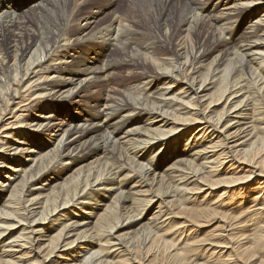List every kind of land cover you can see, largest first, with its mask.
I'll use <instances>...</instances> for the list:
<instances>
[{
  "label": "bare ground",
  "instance_id": "bare-ground-1",
  "mask_svg": "<svg viewBox=\"0 0 264 264\" xmlns=\"http://www.w3.org/2000/svg\"><path fill=\"white\" fill-rule=\"evenodd\" d=\"M148 1L82 35L96 0H0V264H206L205 211L216 264L264 254V207L219 202L254 179L264 204V0Z\"/></svg>",
  "mask_w": 264,
  "mask_h": 264
},
{
  "label": "rangeland",
  "instance_id": "rangeland-1",
  "mask_svg": "<svg viewBox=\"0 0 264 264\" xmlns=\"http://www.w3.org/2000/svg\"><path fill=\"white\" fill-rule=\"evenodd\" d=\"M144 2L147 3L146 5H148L150 3L148 0H96V4L88 7L89 9H91L90 13L93 12L96 15V18H92V19H89V20H86L84 18L80 19L79 24L81 25L82 30H83L81 32V34L85 35V33H90V32L92 33L99 26L107 25V24H110V23H113L114 25H119L120 23L128 24V21L130 20V19H128L129 18L128 15L130 14V11L132 9H134L135 11L140 12V8L142 6H144ZM203 11H205V9ZM138 15H141V14L139 13ZM151 17H153L152 14H151ZM114 18H116V20ZM140 23H141V28L142 29L148 30V28H150V27L147 26V24L145 22V19L142 18V17H141ZM123 74H124L123 78H125L126 80H129V78L126 75V73H123ZM2 79H3V77H2ZM90 90H91L90 86L89 85H85L81 89L80 94H87V93L90 92ZM83 97H85V95ZM86 99H88V97ZM86 99H84V100H86ZM71 110H72V112L74 114H76L75 113L76 109L71 108ZM190 127H191V129L190 130L187 129L186 132L182 133L183 137L179 139L178 147L180 149L184 147V144L186 142L185 140L191 136V134L194 132V130H196L197 125H192ZM207 140H209V139H207ZM174 143H176V140L174 141ZM162 153L163 152L158 154V157L161 160V167L157 170L158 174H162V173L165 174L164 170L167 167L168 162L171 161V158H169V159L162 158L161 157ZM18 157H22V156L18 155ZM229 164H230V161L229 162H225L224 165L225 166H227V165L229 166ZM254 186H255V180L254 179H252L251 181H248L247 183H241L240 185H238L236 187L237 188L236 189V193L239 192L241 194L240 197L233 196V195L231 197H229V196L225 195L222 198V201H220V199H219V202H224L225 206L227 207V208L224 207L223 209L226 210V211L228 209H230V211H233L234 213L236 212L238 214L239 212L234 210L235 207H237V203H234V205H232L231 202L233 200H235V201L239 200V198H241V197H247L246 201H243L244 204L242 205V206L246 207V210L247 209L248 210H254V209H256L258 207H261V206L264 207V204H260V203H258V201H254V202L251 201L252 203L250 202L251 197L253 195H255V194L257 195V192L254 191V189H255V188H253ZM222 191H223V188L222 189H218V190H216V192L213 191L214 194L207 195V197H205L206 193L198 194L199 201H196V206H198V205L204 206L206 204L208 205V207L210 205L212 206L213 203H211V201L217 200L218 195ZM206 192H208V191H206ZM147 195H148V193H147ZM258 195H262L261 192ZM226 199H231V200H226ZM98 200L107 201L106 199H103L101 197L98 198ZM94 201H96V200H94ZM238 202L241 203V201H238ZM93 203H95V202H93ZM95 206L96 205H94V206L90 205V206H86L82 210H79V211L75 210L76 214L73 216V219L75 218V219H78L79 221H81L83 218H86V212L88 210H90L91 212L92 211L94 212V210L98 209L97 207L95 208ZM248 206H249V208H248ZM77 207H79V206L77 205ZM91 209H94V210H91ZM155 209L156 208L154 206L152 207L151 205H149V211L145 213L146 218L150 217L152 215V213L155 211ZM222 215L216 214V213L210 212V211H205V212H203L201 214H198V215H196L194 217V220H193L194 225H192L190 222H185V223L183 222V224H181L182 226L186 227L187 233H188L189 230L193 231L192 236L194 238H196V240H198V242H199L198 243L199 245H195V247H199V248L203 247L202 251H201V249H199V250H197V252L203 253V259H208L209 258V260H205V261H207L206 264H216L215 261L217 260V257L220 254V252H222L221 254H223V256H221L222 258L220 257L222 260L226 259V257L228 256L227 254H229V253L231 254L230 248H228L229 249L228 251H225L227 248H221L220 251H219L218 247L216 249L215 248H211L213 246L210 243H208V242H212L213 240H215V241H217V240L224 241L222 239H219L215 235V234H220L221 233L220 226L223 223L221 221V217H222V219L224 218ZM242 215L244 216L243 217L244 219H247V221L250 220V219L256 218L255 216L249 215V213H248V215L247 214L245 215V212L241 213L239 216L242 217ZM177 219L182 222L181 218L177 217L176 220ZM189 227L191 229H189ZM192 227H194V229ZM185 233L186 232H184L183 235H185ZM173 235H175V234L174 233L168 234V237L170 239H172V240H177V238L173 237ZM182 238H183V236H182ZM182 238H181V240H182ZM190 238H192V237H190ZM214 247H216V246H214ZM206 248L208 249V251L204 250ZM213 249H215V253L213 255H211V252L213 251ZM249 256H250V258H253V260H250ZM194 257H195V254H194ZM188 261H189V256L188 255H186V257H184L181 260H175V259L169 257L168 255H165L160 260L159 264H185ZM260 261H264V254L263 253H261V254H253V255L252 254H250V255H246L245 254V255H243V257H241V262L239 264H258Z\"/></svg>",
  "mask_w": 264,
  "mask_h": 264
}]
</instances>
